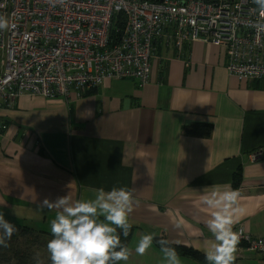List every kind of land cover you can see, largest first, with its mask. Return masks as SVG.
I'll return each mask as SVG.
<instances>
[{
	"label": "crops",
	"instance_id": "obj_1",
	"mask_svg": "<svg viewBox=\"0 0 264 264\" xmlns=\"http://www.w3.org/2000/svg\"><path fill=\"white\" fill-rule=\"evenodd\" d=\"M156 49L145 85L112 78L79 96L23 94L0 107L4 218L50 233L59 210L45 199L135 189L126 264H164L161 240L182 264H207L211 209L201 194L230 186L241 205L233 229L264 236V79L239 80L226 70L225 48L202 39ZM258 148L262 156L250 160ZM146 234L152 245L138 255ZM234 264H264V255L239 243Z\"/></svg>",
	"mask_w": 264,
	"mask_h": 264
},
{
	"label": "built area",
	"instance_id": "obj_2",
	"mask_svg": "<svg viewBox=\"0 0 264 264\" xmlns=\"http://www.w3.org/2000/svg\"><path fill=\"white\" fill-rule=\"evenodd\" d=\"M255 9L253 0H0L11 22L0 31V107L23 94L79 96L112 78L145 85L157 47L197 39L224 47L226 70L239 80L264 79V20ZM6 127L0 120V132ZM233 231L264 255V236Z\"/></svg>",
	"mask_w": 264,
	"mask_h": 264
},
{
	"label": "clouds",
	"instance_id": "obj_3",
	"mask_svg": "<svg viewBox=\"0 0 264 264\" xmlns=\"http://www.w3.org/2000/svg\"><path fill=\"white\" fill-rule=\"evenodd\" d=\"M65 2L50 0L53 6ZM253 4L260 19L264 20V0H253ZM10 26V20L0 16V31ZM259 30H264V23ZM134 192L135 189L125 187H113L110 191L100 188L90 199L73 201L69 195L55 202L45 199L42 206L59 210L49 222L52 239L47 243V251L51 264H126L131 251L121 242L117 229L124 236L131 229L129 214L138 203ZM201 203L211 209L207 226L212 239L205 240L203 248L207 264H234L240 234L233 231V225L238 222L241 211L240 192L230 186L207 187L202 191ZM17 230L0 212V245L6 247V241ZM152 242L151 234L143 235L135 248L136 253L144 255ZM159 243L164 264H182L180 255L167 240Z\"/></svg>",
	"mask_w": 264,
	"mask_h": 264
},
{
	"label": "trees",
	"instance_id": "obj_4",
	"mask_svg": "<svg viewBox=\"0 0 264 264\" xmlns=\"http://www.w3.org/2000/svg\"><path fill=\"white\" fill-rule=\"evenodd\" d=\"M5 219L15 225L18 230L6 241V247L0 245V264H41V262L34 257L33 248L36 249L34 243H39L42 238L49 241L52 239L50 238L52 237L51 234L42 230H35L32 226L27 224L15 222L7 218ZM117 231L121 233V242L124 245L127 244L132 233V228L127 236H124L120 229H117ZM184 252L191 254L192 250L187 249L184 250ZM194 253H192V256L196 255ZM43 264H51L50 257H48Z\"/></svg>",
	"mask_w": 264,
	"mask_h": 264
},
{
	"label": "rangeland",
	"instance_id": "obj_5",
	"mask_svg": "<svg viewBox=\"0 0 264 264\" xmlns=\"http://www.w3.org/2000/svg\"><path fill=\"white\" fill-rule=\"evenodd\" d=\"M47 243L48 241L43 239L40 240L39 243H34V245L36 246V249L33 248L34 251V257L41 262V264H43L44 261H46V259H48L49 257V253L47 251Z\"/></svg>",
	"mask_w": 264,
	"mask_h": 264
}]
</instances>
